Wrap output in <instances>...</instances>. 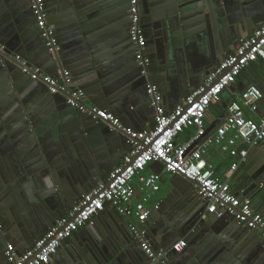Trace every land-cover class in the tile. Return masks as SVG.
I'll return each mask as SVG.
<instances>
[{"label":"crops","instance_id":"crops-1","mask_svg":"<svg viewBox=\"0 0 264 264\" xmlns=\"http://www.w3.org/2000/svg\"><path fill=\"white\" fill-rule=\"evenodd\" d=\"M24 1L27 11L30 14L29 1ZM70 1L71 0H50L48 3L47 0H44L45 9L49 12L47 13V17L51 21L50 25L48 26L53 30V34L57 40V43H59V40L61 39V28L60 26H57L59 20H56V18L59 16L58 12L62 11L60 10V7L67 5ZM160 1L162 2L160 3ZM178 1L180 3L181 10L186 11L184 13L186 15L190 14L193 16V11H196L198 9V0ZM212 1L214 7L220 4L222 8L223 4L227 2V0ZM229 1L232 2V0ZM3 2L5 4V0H0V21H4L6 17L3 12ZM233 3H235L239 8H242L243 10L247 9L248 13H262V16H260L256 20L257 23L264 20V0H233ZM105 5H108V7L103 11L101 10L102 13H97L98 16L96 17V19L98 20L94 24L92 21H95V17L88 18V21L90 23L89 36L91 38V41L95 43L94 49H97L96 46H98V42L102 43L106 42L107 40L112 43L116 42V40H114V37H120V43L121 45L124 43L125 47L124 49H116L108 45L106 47H101L100 50L97 49L98 51L96 50L97 53L106 52L107 54L103 60H100L98 62V67H96L97 72L93 73L97 78L98 76L102 77L98 79L100 80V86L97 96L101 95L102 100H104L99 102V104H96L95 106L90 104V98L87 97V95L82 90L76 87L77 85H79L80 81H84L83 79H81L80 81L73 80L72 76L79 75L80 73L81 68L79 67V63L81 64V59L76 61V59L74 58H64L67 69L61 68V70L60 66H58V63H56L55 61L46 60L43 62V53L41 56H37L36 61L32 63H29L26 59L25 60L30 65L39 68L44 75H47L53 79L59 80L62 72H68L70 74L72 86L71 89L74 91H82L84 94V99L83 101H81V104L88 107H99L98 109L111 113L122 127L133 131H142L153 126V109L150 106V100L148 102L151 109H145L147 108V99L143 92L144 84L149 82L156 87L158 94L161 97L162 106L166 111L172 110L179 103V101L183 99L180 96L181 92L186 91V95H188V93L192 89L198 86H195L193 88L187 87L186 81L184 80L183 76L177 73V69L176 72L174 71V73L173 71H170V69L166 66L169 65L170 62H166L164 67H167L168 70L166 71L167 75L165 76L164 80L161 78L158 83L155 82V77L159 76V72L157 69L161 65L150 64L148 65L147 78H143L144 81L140 85L139 90L137 92L134 91V93L131 94L132 92L129 91V85L131 84L130 81H132V77L138 70L136 68L135 62L133 61L134 59L132 47L131 45H129L128 32L118 30V23H120V21H125L123 24H120L123 25L124 28L128 23L127 0H107ZM166 5H170L171 7L175 6L174 3L166 2L164 0H140V12L146 14L148 18L153 15V11L160 12L164 15V11H162L161 8H166ZM234 11L237 15L236 9ZM233 13L227 15L229 17L223 20V22L227 21V23H223V29L227 30L230 37H234V40L226 39L224 40V42H226L230 46L234 45L235 49V47L242 40L240 38L246 36L248 33H251L254 24L247 25L248 28L246 30L243 29L242 32L238 31L237 23L233 22ZM141 19L142 21H144L145 16ZM231 20H233V24L228 23V21ZM254 28L256 29L257 25H255ZM161 29H158L154 32L161 33ZM1 30L2 28L0 26V43L3 45V42L1 41H4V38L3 36H1ZM142 30L146 39V56L150 60H152L153 58H155L154 48L153 46L147 47V42L153 36L154 32L151 31L149 26H145L144 28H142ZM188 30L190 32L195 31L194 35L198 36V24L194 26V28L192 26ZM34 32L36 33V29H34ZM195 36L190 37L189 41L193 42L192 40ZM238 36L240 38H237ZM190 42H188L187 45V57L190 61L200 64L205 55L202 50L199 51V48L195 47L193 44H190ZM218 43L219 42L217 40L216 42H213L215 46H218ZM184 46L185 45L181 43L177 45L176 53L178 57L179 55H182L183 52H185ZM221 46L222 48L227 47L223 42ZM12 48L14 47L12 46ZM234 49L230 51L227 50L225 53V58L229 54H231ZM112 51H115L116 54L113 53V55ZM5 55L3 60L7 64L16 63L13 60L14 55H20L24 59L23 54H21V52H17V50L15 49L9 50L8 54L6 56ZM222 61L223 58H220L219 62L221 63ZM253 67L254 70H251V73L243 71L237 78L236 83L233 85V89L231 91H225L221 95L219 102L210 108L204 118L206 128L209 127L216 119H218L221 114L225 113V109L232 98L240 94L248 85H251L252 75H254L255 73L254 71L262 74L264 73V64L256 63L253 64ZM171 75H176L177 80L170 82L168 77ZM22 80L25 79L23 78ZM35 82H38L39 84L36 85V83H26V81L23 82L26 84H24L26 91L23 95L22 100L23 103H26L27 98L29 97V101H36V104L31 107L33 108V114L31 117L34 121V127L31 128L30 131H21V129H19V126L22 125L24 121L28 120L29 115L24 112L23 117L19 120H16L15 116L6 119L8 126L7 129L9 130L8 133L10 134V136L6 134L7 132H0V236L5 237L7 240L6 244L5 242L0 241V264H3L4 250L6 245H12L15 253L18 255L32 247V243L29 239L27 242V239L25 240L24 237L18 238L19 236H16L18 232L30 233L32 232V229H35L40 230L42 233H45V231H47L48 229L47 227L53 225V223H56L58 220L64 218L67 215L68 211H70V209L72 208L69 204H75L79 197H81V195L90 191L96 185V180L93 176L90 175L93 169L89 170L86 165L85 167L81 168H73V166H71L70 172L67 171L66 175L59 179V186H55L52 192L51 189L49 191L47 189L45 190L48 193L47 196L49 203H44L42 201L43 199L41 200V198L36 195L37 190L32 181L33 174H29L27 176V180L24 181L22 176H19L14 172V169L11 165V162L13 161L12 159L15 158L14 160H17L18 157H23V152L25 153L28 150V147H22V142L30 144L31 149H29V152L36 155V148L34 145L36 133L42 135L46 131V125L44 122L46 121V119H50L46 118L49 116L43 117L42 121L40 120V118L46 115V112H49L50 114L52 113V111H54L56 113L54 100L52 98L48 99L46 94L40 92L39 90L40 88H43L42 86L44 83H42L41 81ZM202 82L203 81H199V85ZM263 82L264 80L262 78L261 80H258L257 83L264 90ZM84 83L88 84V82ZM127 84L128 87H126ZM122 85L125 86V89L122 87ZM3 86L4 85L0 80V89L3 88ZM126 92L130 94H126ZM135 93H138V99L132 102L133 105H129L128 101L134 98ZM64 98L68 100L70 98V95L66 93L64 95ZM260 106L264 107V101H261ZM16 108L18 110V106ZM63 112L65 111L63 110ZM78 115L85 120H89V122L92 121L90 120L88 115L86 116V114H81L78 112ZM250 115L251 114H249V116ZM70 117L74 116L70 115ZM252 117L255 118L257 117V115ZM90 128V130L86 131L87 133H83L81 135V139L84 144L85 152L87 156L91 158V162L92 165L95 166V170H98L99 173L101 172L100 174H96V177L100 179L98 183H100L105 181L108 174L117 165L120 164L128 148L125 143H123V138L112 140L111 137H108L106 135V131H104L102 127H98V125H95L92 122ZM193 133L194 130H185L180 139L185 140L189 138ZM66 138L69 139L67 135ZM51 144H53L52 141H50L49 146L52 150H54V147ZM263 157L264 152L260 148L256 147L249 152L247 161L252 164L254 169L255 165H257V163H259ZM208 159L215 166L216 174L218 176L223 177L229 171L231 160L229 158L221 157L216 150L209 151ZM35 161L36 156L30 160V162ZM252 166H250V168L248 167L249 172L253 170L251 169ZM245 169H247L246 164L239 167L231 175L229 184L232 192L235 195V189H237V187H239V185L245 180V178H247V171H245ZM9 172L15 173L14 179L9 174ZM149 173H156L160 175L159 192L153 197L151 204H149L150 207L153 206V203H156L158 204L159 208L157 211H153L151 213L150 217L144 225L138 224L134 217L127 219L125 217L119 216L114 209H112L109 205H106L104 211H102L92 220L91 226L86 225L82 228V231L79 230L76 232V237L72 236L70 240H67L64 243V246H62L57 253V255H59L57 261H60L62 264H70L69 262H72L74 255H77L80 251H82V249L85 248L88 242L94 241L95 244H103L102 246H105L108 251L114 254V256L116 254V256L118 257L115 262L116 264H147L143 253H140L138 249L136 250L134 244L131 242L132 231L130 229V225L132 223L137 224L139 228L145 230L147 238L149 240L151 238L152 240H154V243H156L157 247H163L160 249L165 250L166 246H162L164 244L163 242H161V232L165 226L160 217L162 215L160 213L162 210L161 203H163V201L170 195V200L173 199L171 202H178L183 198L184 190L188 191L190 187L184 182L175 178L174 175L164 173L162 171L161 165L158 163H151L148 165L144 172V175H147ZM8 178H10V180L12 179L13 182L11 184V187L6 192H3V190H5L4 185H8V183L10 185L11 183V181H8ZM257 178L261 181L260 185L257 186V193L249 194V190H242L237 196L241 199H248L250 201L252 210L260 213L263 216L264 182L263 178ZM83 181L86 182V185L88 187L92 188H86L85 185L82 184ZM138 199L139 193L136 194L133 202H136ZM164 205L168 207L167 203ZM207 215L208 214L205 213L204 206L202 216L206 217ZM211 218H213L214 220H218L215 219V217ZM171 222V220L168 221L167 225L171 226ZM86 227L87 229H85ZM221 228L222 229L216 231V236H214V238H217L221 241V244L218 247V252L208 251L210 258H208L207 261H209L211 264H239V259H237L238 257L242 260L244 258V261L248 262L249 254H251L250 260H254V257L260 254L256 250L257 247L251 246L249 248L247 246V234H250L251 231H246L245 229L244 232H240L243 230V226H241L242 229L239 231L234 227H231L233 230L232 232L226 230L225 226ZM210 234L215 235L212 231L210 232ZM243 234L244 236L239 240V238ZM257 234L260 236L259 232ZM207 238L208 237L203 238V236L198 238V234H196L194 237L192 236L190 240H188L186 237L177 238V242H185V245L182 248V250L184 249V252L182 255L176 257L174 262H172L171 257H167L168 261L170 262V264H191L192 262L198 264V255L200 253L199 249H201L203 245H209L208 248H211V244L214 243V241L209 242ZM220 238H224V240ZM262 238L264 239V237ZM263 239H261V241ZM167 247L169 249L171 246ZM219 249H221V251ZM170 251L174 252L172 250V247L171 249H169V252ZM243 253H245L244 257ZM214 259H217L218 262H216ZM251 264H255V261H253Z\"/></svg>","mask_w":264,"mask_h":264},{"label":"water","instance_id":"water-1","mask_svg":"<svg viewBox=\"0 0 264 264\" xmlns=\"http://www.w3.org/2000/svg\"><path fill=\"white\" fill-rule=\"evenodd\" d=\"M50 0H47L49 3ZM52 1V0H51ZM107 0H71L68 2L67 5H64L63 7H60L59 16L56 18V20H59V23L57 26H60L61 28V39L58 43V51L55 52V54H49L44 45L43 41L40 37L39 30L36 26L34 17L30 11H27V8L25 6L24 0H5V4L3 2V12L4 15H6L4 21H0V26L2 28L1 30V36H3L4 41L3 45L5 47L4 52L0 53V80L3 83V88L0 89V132H7L6 134L10 136L8 133L9 130L7 129V118H12L15 116L16 120H19L23 117V113L25 112L28 116V120L24 121L22 125L19 126V129L21 131H30L31 128L34 127V121L32 119V106L36 104V101H29L27 98V102L23 103V95L25 94V83H36L38 85V82L32 81L28 76L24 75L21 72L20 65L18 63H12L7 64L3 58L4 55L8 54L9 50L15 49L17 52H21L23 54L24 59H26L29 63H32L36 61L37 56H41L43 53V62L46 60L55 61L58 63V66H60V70L67 69V65L64 62V58H74L77 60L81 59V64L79 63L80 73L79 75H73V80H81L79 85L76 87L80 90H82L87 97L90 98V104L96 105L99 104V102L103 101L100 96L98 95L99 92V86L100 83L98 79L102 78L101 76H98V78L93 74L97 72L96 67H98V62L100 60H103L105 56L107 55L106 52H99L97 53V49H101V47L106 46H112L113 48H120L124 49L125 44L123 43L121 45L119 38L120 37H114V40L116 42H110L107 40L106 42H98L97 51L94 49L95 43L91 41V38L89 36L90 32V23L88 21V18L95 17V21H92L93 24L98 20L96 17L98 16L97 13L103 11L108 7L106 4ZM166 2L174 3L175 6L171 7L170 5H166V8H161L162 11H164V15L160 12L153 11V15L149 18L146 16V14L141 13L139 11V17H140V26L141 28H144L145 26H149L151 31H157L158 29H161L160 32H154L153 36L149 39L147 42L148 46H153L155 58L150 60L146 56V47L144 50V55L149 59V65L150 64H157L161 65L157 70L159 72V76L155 77V82L158 83L161 78L164 80L165 76L167 75L166 71L168 68L170 71L176 72L182 75L184 80L186 81V85L189 88H193L195 86H199V81H203L208 74L212 72L214 68H216L220 64V58L223 60L225 59V53L227 50L234 49V45L230 46L224 40L226 39H232L234 40V37H230L228 35V32L226 29H223V23H227V21L223 22L227 17V15H230V13H233V11L236 9L237 15L235 14V11L233 13V20L228 21V23H237V30L243 31V29H247V25L251 24L253 25V29L251 33L255 30L254 26L257 25V28L262 24V22H256V20L262 16V13L260 14H252L248 13L247 9L243 10L242 8H239L235 3L227 0L225 4H223V8L220 4L218 6H213L212 0H198V9L193 11L192 15H186L184 14L186 11L181 10L180 3L178 0H164ZM174 1V2H172ZM101 2V3H100ZM162 1H160L161 3ZM139 9H140V2H139ZM128 11V7H127ZM46 13H49L46 10ZM102 13V12H101ZM229 13V14H228ZM163 15V16H162ZM85 16V19H84ZM145 16L144 21H142V17ZM34 21V22H33ZM125 21H120L118 23V30L119 31H127L129 28V21L127 25L124 26L120 25L123 24ZM256 22V23H255ZM34 23V26H33ZM51 21L47 17V24L50 25ZM198 24V36H195V31L190 32L188 29H190L192 26H196ZM233 24V23H232ZM35 27V28H34ZM34 29H36V33L34 32ZM4 32V33H3ZM251 33H248L244 37H237L242 40L246 39ZM3 34V35H2ZM195 36L193 38V42H190V37ZM222 39V40H221ZM216 40L219 42L218 46H215L213 42ZM188 42L190 44H193L195 47L199 48V51H203L205 57L202 59L201 63L197 64L189 60L187 57V45ZM222 42L225 44V46L222 48L221 44ZM184 44L185 52H183L182 55H177V45L178 44ZM11 45V47H10ZM120 45V46H119ZM129 45L130 42H129ZM12 46L14 48H12ZM229 46V47H228ZM132 47V46H131ZM5 53V54H3ZM116 54V52L112 51V54ZM132 53H133V61L135 62V55H134V49L132 47ZM113 54V55H114ZM5 55V56H6ZM28 58V59H27ZM54 59V60H52ZM166 62H170L169 65H166L167 67H164ZM11 63V62H9ZM173 64V65H171ZM136 65V63H135ZM136 68L138 71H136L135 75L132 77V81H130L129 85V91H131L133 94L134 91L137 92L139 90L140 85L143 83V77L140 75V71L136 65ZM175 68V69H172ZM148 70V67H147ZM254 70L253 65H250L247 67L244 71L251 73L250 71ZM2 71V72H1ZM254 75H252V83L251 85L257 86L262 95L264 101V90L259 86L257 83L258 80H261L263 78L264 80V73H259L254 71ZM161 73V75H160ZM25 80H22V79ZM7 79V80H6ZM97 79V80H96ZM145 79V78H144ZM170 82H173L174 80H177L176 75H171L168 77ZM95 81V82H94ZM84 82H88V84H85ZM94 82V83H93ZM146 83V82H145ZM264 83V82H263ZM25 84V85H24ZM129 84V83H128ZM128 84L126 87H128ZM145 85L143 87V92L146 96V106L145 109H151L149 106V97L145 93ZM249 86V85H248ZM43 88H40V92H43L46 94V96L49 98H52L55 102L56 107V113L52 111V113L49 114V112H46V115L42 116L40 120L42 121L43 117L50 118L49 120L46 119L44 122L46 125V131L39 135L36 133V139L34 141V145L36 148V155L34 153L29 152L30 144H27L25 142H22V147L27 148V152H23V157H18L17 160H14L13 158L11 165L14 169V172L22 176L23 180H27V176L29 174H33L32 181L34 183V186L36 187V195H38L41 200L44 203H49L48 201V193L45 191L46 189L49 191L50 188L45 183V178L51 177V183L53 187L51 188V192L54 189L55 186L58 185L59 179H61L63 176L66 175L67 171L70 172L71 166L73 168H81L86 167L91 170L93 169L91 176L94 177L96 180L95 184L99 182L100 179L96 177V174L99 173L98 170H95V166L92 165L91 158H89L85 152L84 144L81 139V135L83 133H87L86 131L90 130L91 122L95 125H98V127H102L104 131H106V135L108 137H111L112 140L115 139H121L123 138L126 145V140L124 135L118 131L117 129L111 127L110 124L101 122L100 119L89 116L91 122L89 120H85L84 118H81L78 115V112L70 107L66 103V98H64L65 92H59L57 94H50L49 88L46 84H43ZM122 87L125 89V86L122 85ZM123 89V90H124ZM233 86L228 89V91L232 90ZM187 90V89H185ZM81 91V92H82ZM142 92V93H143ZM63 96H61V95ZM126 94H130L127 93ZM181 98L185 99L186 91L181 92L180 94ZM138 93H135L134 98H132L130 101H128L129 105H133V101H136L138 98ZM106 98V97H105ZM47 99V100H48ZM182 99V100H183ZM180 100L179 103L182 101ZM178 103V104H179ZM177 104V105H178ZM21 105V106H20ZM176 105V106H177ZM18 106V110L17 107ZM85 106V105H84ZM85 108H89L88 106H85ZM99 108V107H95ZM261 109L264 110V107L261 106ZM63 110L65 112H63ZM101 110V109H99ZM147 111V110H146ZM171 111V110H169ZM70 115H73L74 117H70ZM87 116V115H86ZM31 117V119H30ZM226 119V113H223L220 115L218 119H216L209 127L206 128L205 134H211L215 131V129ZM110 128H109V127ZM66 135L69 137V139L66 138ZM50 141L53 142L51 144L54 147V150L50 148ZM59 143V145H58ZM257 148H260L264 152L263 146H258ZM36 156L35 162H30L32 158ZM252 164H250L248 161L246 162L245 171H247V178L235 189L236 195L239 194L242 190H249V194L257 193V186L260 185L261 181L258 180L257 177L260 179L263 178L264 182V157L261 159L257 165H255L254 169L253 166L251 169L252 171L249 172L248 167L250 168ZM9 172V174L12 176V178H15V173ZM101 173V172H100ZM99 173V174H100ZM90 176V177H91ZM175 178L178 180L184 182L187 184L190 188L189 190H184L183 198L179 200L178 202H171L173 199L170 200L171 195L166 198L163 203H161V219L164 222V228L161 232V242H163L166 246L165 251H167V257L172 258V262L178 257L179 255H182L184 252V249L180 252H169V249L173 247L177 243V238L186 237L188 240L191 239V237L198 234V238L203 236V238L208 237L207 240L214 241L215 245L211 244V248H208L209 245H203L201 249H199V255H198V264H211L208 260L209 252L215 251L218 252V247L221 244V241L217 238H214L216 236V231L219 229H222L221 227L225 226L226 230L232 232V228L234 227L238 231L241 230V225L235 224L233 222V219L229 216H224L218 220H214L212 215H207L206 217H203V211L204 206H206L205 201L201 200L195 192V189L193 185L185 180H183L181 177L175 175ZM35 179V180H34ZM8 181H11L10 185H4L3 192H6L13 182V180L8 178ZM82 184L85 185L86 188L91 189L86 185V182L83 181ZM251 187V188H250ZM87 191V190H86ZM87 193V192H86ZM84 193V194H86ZM83 194V195H84ZM81 195V196H83ZM47 196V197H46ZM81 197H79L80 199ZM79 199L76 201V203L79 201ZM169 199V202H168ZM168 205L166 207L164 204ZM74 204V203H73ZM72 203L69 204L71 207H73ZM188 204V205H187ZM176 205V206H174ZM165 207V208H164ZM158 213V212H157ZM264 216V211H263ZM216 219V218H215ZM227 219V220H224ZM172 221V225L168 226L167 222ZM38 225V224H37ZM53 225L47 227V231L51 229ZM91 224H88V226H91ZM39 226V225H38ZM87 229V227L85 228ZM251 231L250 234H247V241H248V247L251 246L257 247V251L260 253L259 255L255 256L254 260L249 259L248 262L239 259V264H251L253 261H255V264H264V230L259 232L258 230H249L247 228H243L242 231ZM83 229H80L82 231ZM30 233H20L16 234V236L24 237V239H28L31 241L32 245L36 240H38L40 237H42L45 233L41 232L40 230H31ZM213 232L215 235H211L210 232ZM260 233V236L257 233ZM247 233V232H246ZM219 234V233H218ZM132 238L131 242L134 244L135 249L140 250L139 242L136 240L131 233ZM74 237L77 236V233H74ZM244 236V234L239 238V240ZM258 237V238H257ZM224 240V238H220ZM261 239H263L261 241ZM1 242H7L5 237L0 236ZM130 241V240H128ZM151 245L155 248H163V247H157L156 243H154V240L150 238ZM220 241V242H219ZM65 243V242H64ZM64 243L62 246H64ZM225 243V242H224ZM128 244V242H127ZM100 244H95L94 241L88 242V244L85 246L82 251H80L77 255L73 256L72 262H69L70 264H116L117 256L115 254H112V252L108 251L105 246H95ZM226 245V244H225ZM61 246V247H62ZM167 246H171L169 249ZM133 247V246H132ZM221 251V249H219ZM256 253V252H255ZM245 253H243L244 257ZM114 256V257H113ZM59 255H56L54 258L51 259L50 264H62L58 260ZM216 257V256H215ZM214 257V258H215ZM145 260L148 264V260L145 257ZM216 262H218L217 259H214ZM94 261V262H93ZM220 262V261H219ZM7 264L6 258L4 256L3 258V264ZM191 264H195L192 262Z\"/></svg>","mask_w":264,"mask_h":264},{"label":"built area","instance_id":"built-area-1","mask_svg":"<svg viewBox=\"0 0 264 264\" xmlns=\"http://www.w3.org/2000/svg\"><path fill=\"white\" fill-rule=\"evenodd\" d=\"M28 1L45 49L49 54H55L58 43L47 24L44 0ZM128 15V39L134 49L135 63L140 75L147 78L149 59L143 53L146 39L140 26L139 0H128ZM4 49L0 43V53ZM13 60L31 80L46 84L51 94H69L66 103L77 112L98 118L120 131L128 150L106 180L81 196L67 215L36 240L31 248L18 255L12 245H6L4 256L7 264H50L62 244L91 224L106 205L119 216L127 219L134 217L138 224L144 225L151 213L159 208L156 203L149 207L159 192L160 182V175L156 173L144 175L151 163H158L164 173L177 175L191 183L197 196L206 203V214L216 219L229 216L249 230H264V216L252 210L248 199L238 198L229 184L232 173L246 164L249 152L258 146L264 147V110L260 106L263 95L260 89L249 85L232 98L225 109L226 119L213 133L205 134L204 123L210 108L219 102L221 95L236 83L247 67L256 63L264 64V20L171 111L164 109L156 87L147 82L145 93L153 109V126L142 131L122 127L111 113L95 107L85 108L81 104L84 94L71 89L68 72H62L57 80L44 75L20 55H14ZM188 129H193L194 133L181 140V135ZM211 150L231 160L229 171L223 177L216 174L215 166L208 159ZM137 193L139 199L133 202ZM130 229L148 264H170L167 252L154 248L145 230L134 223ZM184 245V241H179L172 250L180 252Z\"/></svg>","mask_w":264,"mask_h":264},{"label":"clouds","instance_id":"clouds-1","mask_svg":"<svg viewBox=\"0 0 264 264\" xmlns=\"http://www.w3.org/2000/svg\"><path fill=\"white\" fill-rule=\"evenodd\" d=\"M45 183L48 185V187L51 189L53 187L52 183H51V177H47L45 178Z\"/></svg>","mask_w":264,"mask_h":264},{"label":"flooded vegetation","instance_id":"flooded-vegetation-1","mask_svg":"<svg viewBox=\"0 0 264 264\" xmlns=\"http://www.w3.org/2000/svg\"><path fill=\"white\" fill-rule=\"evenodd\" d=\"M139 2H140V0H139ZM127 7H128V0H127ZM139 11H140V9H139ZM140 18V17H139ZM128 21H129V15H128Z\"/></svg>","mask_w":264,"mask_h":264},{"label":"rangeland","instance_id":"rangeland-1","mask_svg":"<svg viewBox=\"0 0 264 264\" xmlns=\"http://www.w3.org/2000/svg\"><path fill=\"white\" fill-rule=\"evenodd\" d=\"M193 131V129H191Z\"/></svg>","mask_w":264,"mask_h":264}]
</instances>
